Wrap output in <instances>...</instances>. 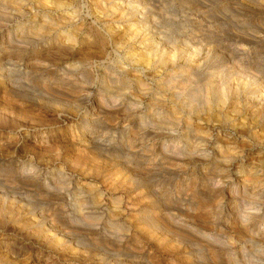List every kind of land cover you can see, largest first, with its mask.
I'll return each instance as SVG.
<instances>
[{
  "label": "rangeland",
  "instance_id": "1",
  "mask_svg": "<svg viewBox=\"0 0 264 264\" xmlns=\"http://www.w3.org/2000/svg\"><path fill=\"white\" fill-rule=\"evenodd\" d=\"M58 1L65 3L62 8L44 9L37 0H0V191L6 192H0V208H6L0 213V264H248L253 256L248 249L254 247L237 220L248 210L249 198L235 197L232 185L249 175L247 126L252 122L262 131L263 108L253 112L246 104L251 93L260 95L256 84L264 78V1L148 0L150 30L161 46L139 69L103 39L95 2ZM75 10L84 26L70 43L66 38L73 27L64 21ZM42 17L64 26L57 30L63 44L52 41L32 51L31 45L25 56L16 47L34 37L30 31L44 22ZM162 44L168 47L165 53ZM188 44L204 54L190 72L185 68L189 51L183 50ZM37 58L48 65L42 68ZM9 84L15 86L11 91ZM86 90L94 91V101L109 98L121 109L99 114L84 127L86 105L79 102ZM225 99L235 100L236 112L228 108L231 102L220 106ZM156 117L165 123L145 130L121 126ZM90 135L99 145L89 142ZM194 146L199 156L188 154ZM152 160L156 172L145 180L139 172L153 167ZM23 162L43 175L38 189L20 191L18 202L6 187L14 182L10 167ZM56 173L67 190L51 198L41 181ZM153 185L157 198L148 190ZM25 207L43 208L66 223L76 220L81 228L71 232L70 242L55 238L36 226ZM149 214L158 221L148 225ZM177 229L183 234L174 233ZM230 255L236 258L231 261Z\"/></svg>",
  "mask_w": 264,
  "mask_h": 264
},
{
  "label": "bare ground",
  "instance_id": "2",
  "mask_svg": "<svg viewBox=\"0 0 264 264\" xmlns=\"http://www.w3.org/2000/svg\"><path fill=\"white\" fill-rule=\"evenodd\" d=\"M14 1V0H13ZM32 1V0H31ZM39 2V4H42L44 9L47 8V9H52V7L54 6L55 8L58 7V8H62L64 6V2H60L58 0H37ZM75 1V0H74ZM93 2H95L94 4V10H93V14L95 15V20L100 23L102 25L101 27V34H102V37L103 39L106 38L108 40H110L112 42V45H113V48H117L121 51H124L123 53L125 54V59H127L129 61V63L131 62V66H133L134 68L136 67L137 69L141 68V67H147V66H144V65H149V58L152 56V50H154V48L158 45V46H161V43L160 42H157V38H155L154 36V32H152L150 29H151V26H150V20L148 19L147 17V14H148V11L150 10V7H148V5L150 4V1H146V0H91ZM248 1V0H247ZM259 1H264V0H259ZM64 3V4H63ZM53 5V6H52ZM132 5L131 8H129V6ZM42 7V8H43ZM67 7V5H66ZM74 7V6H73ZM79 8V7H78ZM66 9V8H65ZM77 9V8H76ZM42 10V9H41ZM65 14V13H64ZM68 14V13H67ZM66 14V15H67ZM70 14V13H69ZM68 14V15H69ZM44 16V15H43ZM46 17L49 16V15H45ZM70 16H72L70 14ZM45 17V18H46ZM66 17V16H64ZM34 18V17H32ZM37 18V17H36ZM43 18V17H42ZM43 18L44 22H41V25L38 27V25H36V27L33 25V27L35 28L34 30H36V32H34V30L32 29V31H30V33L33 32L34 34V37H27V40H25V42H21L20 45L23 46L22 49H20V47H15L17 48L16 50H20L23 54H26L25 56H28L30 50L32 51L31 48H33L34 46H38V45H42L43 47L44 46H47L50 44V43H53L52 41H54L53 44H57L60 46V40L58 39L57 41V35H58V32L57 30H60L61 27H64V26H61L62 24H59L60 22H55L57 20L54 21V18L52 20V18H50L49 20ZM67 18H69L67 16ZM56 19H59V18H56ZM66 19V18H64ZM61 22H63V19L60 17L59 19ZM29 21H31L29 19ZM34 21V20H32ZM31 21V22H32ZM41 21V20H40ZM36 22V21H35ZM69 23L68 26H72L73 28L70 27V29H72L71 33H67V37L66 38V34H63L65 36L66 39H68V41H70V43H75V41H77V36L78 35V30H80L81 26H84V25H80L82 24V19L80 18L79 14H78V10H75V13L74 15L72 16V18L70 17V19H67V21H64V23ZM63 23V24H64ZM85 23V22H84ZM97 23V24H98ZM37 24V22H36ZM27 25V24H26ZM21 27V26H20ZM59 27V29H57ZM96 27V26H95ZM100 27V26H98ZM22 28V27H21ZM30 28V27H29ZM65 28H66V25H65ZM83 28V27H82ZM23 29V28H22ZM68 29V28H67ZM66 29V31H67ZM89 30V28H86ZM91 29V28H90ZM94 29V28H93ZM85 30V29H84ZM20 31V28L19 30ZM25 31V30H23ZM29 31V29H28ZM95 31V30H94ZM92 31V32H94ZM21 34H22V30L20 31ZM19 32V33H20ZM65 32V31H63ZM80 32V31H79ZM84 32V31H83ZM91 32V31H89ZM91 32V33H92ZM15 33V32H14ZM26 33V32H25ZM28 33V32H27ZM26 33V34H27ZM60 34V32H59ZM62 34V32H61ZM84 34H86V31L84 32ZM83 34V35H84ZM95 34V33H93ZM91 34V35H93ZM99 34V37L100 36V32L98 33ZM17 35V34H16ZM82 35V36H83ZM88 35V34H87ZM122 35L121 37H117V36H120ZM14 36V35H13ZM24 36V35H23ZM22 36V38H23ZM28 36V34H27ZM90 36V35H89ZM89 36L87 38V41L89 40ZM98 36V35H97ZM96 36V37H97ZM25 37V36H24ZM63 37V36H61ZM80 37V36H79ZM86 37V35H85ZM93 37V36H92ZM60 38V37H59ZM98 38V37H97ZM53 39V40H52ZM64 40V38H62ZM61 39V40H62ZM86 40V38H84ZM93 39V38H92ZM102 39V40H103ZM10 40V39H9ZM15 40V38H14ZM18 40H19V37H18ZM23 40V39H22ZM80 40V39H79ZM78 40V41H79ZM91 40V39H90ZM98 40V39H97ZM101 40V39H100ZM105 40V39H104ZM7 41V39H6ZM17 41V39H16ZM28 41V42H27ZM66 41V42H68ZM82 41V39H81ZM80 41V42H81ZM86 41V42H87ZM106 41V40H105ZM109 41V42H110ZM10 42V41H9ZM15 41H12L11 43L15 44L14 43ZM19 42V43H20ZM59 44H58V43ZM89 42V41H88ZM92 42V40H91ZM95 42V40L93 41ZM103 42V41H101ZM107 42V41H106ZM18 43V42H16ZM69 43V42H68ZM77 43V42H76ZM82 43V42H81ZM97 43V42H96ZM99 43V42H98ZM97 43V45H99ZM105 42H103L102 44H104ZM13 44L11 45V47L13 46ZM61 44H63V42H61ZM77 44H80L79 42ZM77 44H76V47H77ZM83 44V43H82ZM85 44V43H84ZM90 44V43H89ZM101 44V45H102ZM108 44V43H107ZM106 44V45H107ZM17 45V44H16ZM31 45H33L32 47H30ZM51 45V44H50ZM49 45V47H50ZM65 47H67L66 43L64 44ZM100 45V46H101ZM109 45V44H108ZM185 45V44H184ZM10 46V45H9ZM14 46H13V50H14ZM52 46V45H51ZM71 46V44H70ZM73 46V45H72ZM71 46V47H72ZM86 46V45H85ZM91 46V45H90ZM93 46L94 43H93ZM105 46V44H104ZM30 47V50L29 48ZM58 47V46H57ZM64 47V48H65ZM69 47V45H68ZM81 47V46H80ZM99 47V46H98ZM162 51H165L168 49V47H166L165 45L162 44ZM35 48V47H34ZM74 48V47H72ZM92 48V47H91ZM105 48V47H104ZM111 48V47H110ZM37 49V48H36ZM59 49V48H58ZM86 49H89V48H86ZM85 49V50H86ZM12 49H10L11 51ZM15 50V51H16ZM62 50V48H61ZM74 50V49H73ZM96 50V48H95ZM102 50V49H101ZM183 50L185 51H189L188 52V55H187V59H186V63L187 65H185L187 68L186 70L188 72L192 71L193 69L197 68L200 66V64L202 63V59H204V54L200 51V50H197L193 47V45H189L188 46L186 45ZM91 51V50H89ZM110 51V50H109ZM120 51V52H121ZM169 51V50H168ZM72 52V51H71ZM104 52V51H103ZM101 51V53H103ZM108 52V51H107ZM113 52H115L113 50ZM19 53V51L17 52ZM47 53V52H46ZM106 53V52H105ZM121 53V54H123ZM8 54V53H7ZM114 54V53H113ZM116 54V53H115ZM22 55V54H20ZM50 55V54H49ZM19 56V54L17 55ZM35 56V55H34ZM58 56V55H57ZM122 55H120L121 57ZM22 57V56H21ZM30 57V56H29ZM5 58V57H4ZM26 58V57H25ZM118 58H119V55H118ZM122 58V57H121ZM21 59V58H20ZM124 59V60H125ZM169 59H171V56L169 57ZM2 60V59H1ZM0 60V61H1ZM120 61V58L118 59ZM123 60V59H122ZM9 61V60H8ZM6 62V61H5ZM3 62V63H5ZM31 62V61H29ZM35 62V61H34ZM33 60L31 63H33V67L32 65H30L32 68L36 67L34 65ZM53 62V61H52ZM80 62V61H79ZM118 62V61H117ZM124 62V61H123ZM35 63H38L42 68L43 66H46L47 63H42L41 60H39V58L36 59V62ZM121 63V62H120ZM48 65V64H47ZM51 65V64H50ZM28 66V67H30ZM1 67V66H0ZM7 67V66H6ZM39 67V66H38ZM37 67V68H38ZM40 67V68H41ZM2 68V67H1ZM5 68V67H4ZM49 68V67H48ZM47 69V68H46ZM125 69V68H124ZM1 70V69H0ZM2 70H4L2 68ZM1 70V72H2ZM6 70V69H5ZM49 70V69H47ZM76 70V69H75ZM124 71V70H123ZM0 72V74H1ZM7 74V73H6ZM2 76V75H1ZM0 76V77H1ZM4 76V75H3ZM3 77H1L2 79ZM0 79V80H1ZM8 79V78H7ZM123 79V78H122ZM264 78H261L260 80H257V91L260 93V95H255L254 93H251V100H248L246 106L247 107H250L251 109L255 108H260L262 107L263 110L262 111V114H261V121L259 124H261L262 126V131H257V126L256 124L252 123L249 124L247 127V130H248V139H249V148H250V154L248 156V160H249V165H250V169L248 171L249 173H246V174H249L247 175V178H243L242 180L240 179L239 181L237 180V182L235 184L232 185V191L234 192L235 194V197H236V194H240V196H242V198H249V206H248V210H246V212L244 214H242L240 216V219L238 218L237 221L240 220V223L239 225H237L240 229V231H247L248 234H245V235H248V239H249V242L253 245L254 247V251L253 249L251 250L250 248L248 250L252 251L253 253V256L250 258V261H248L249 263L248 264H264ZM4 85V84H3ZM8 86L10 91L12 90L11 87H15L14 85L12 84H9ZM107 89V88H106ZM96 97L95 93L93 90H86V92L84 93L83 97L80 99V102H79V105L81 104H85V111L83 112V120L82 121H85V126H89L91 125V122L95 121V117H97L99 114H106V113H109L110 111L112 110H119L121 109L120 108V104L117 103L116 101L114 102H110L109 98L107 99H104L103 101L98 99L97 97V100H95V98L93 97ZM222 100V99H221ZM224 100V99H223ZM225 100H228V99H225ZM217 102V101H216ZM227 102V103H226ZM231 102V103H230ZM230 103V104H229ZM226 104H229V105H232V106H229L228 108H231L230 111H233V112H236V103H235V100H228V101H224V104L223 102L220 104V106L224 107V105ZM226 108V107H225ZM253 109L252 111L254 112ZM79 111V110H78ZM260 111V110H259ZM220 112V111H219ZM229 112V111H228ZM226 112V114L228 113ZM251 112V111H250ZM252 112V113H253ZM257 113V111H256ZM218 113L216 112V115ZM81 115V114H80ZM159 115V114H158ZM212 115V114H211ZM257 115V114H256ZM156 116V115H155ZM162 116V115H160ZM210 116V115H209ZM208 116V118H209ZM215 116V115H214ZM213 116V117H214ZM212 117V116H210ZM154 118V117H152ZM159 117H156V119L154 121H139V122H126L125 125H121L123 129L125 130H128L130 127H133V128H136L138 130H145L149 127L153 128L154 126L156 127L157 125L160 126V124H162L161 122H164L165 121L163 120H158ZM229 121L231 122H234L235 121V117H233V115L229 116ZM258 118V117H257ZM256 118V119H257ZM255 118H253L254 120ZM190 121V119H189ZM84 123V122H83ZM234 125V124H233ZM85 135V134H84ZM83 136V134H82ZM84 137V136H83ZM89 142H93L95 144H98V142H95L93 140V137L92 135L89 136ZM167 147V146H166ZM257 147H259V150L258 152H255V149H257ZM196 147L194 146V149H191L189 150L188 154L192 157H196V156H199L198 152L199 150L198 149H195ZM229 148V147H228ZM162 149V148H161ZM164 149V148H163ZM167 148H165L164 150H166ZM189 149V148H188ZM233 149V148H232ZM168 150V149H167ZM230 150V148L228 149ZM227 150V151H228ZM226 151V150H225ZM232 151V150H231ZM163 152V151H162ZM230 152V151H228ZM181 153V152H180ZM167 152H165V155L167 156ZM217 154V153H216ZM220 157H223L224 156H221V153L219 152L218 153ZM224 154V152H223ZM176 155V154H175ZM218 157V155L216 156ZM215 157V158H216ZM219 157V158H220ZM242 158V156H241ZM92 159V158H91ZM218 159V158H217ZM84 161V160H83ZM153 164L152 166L153 167H150V169H148V171H141L139 173H143V176L141 178L147 180L151 174H153L152 171H155V169L157 168L156 166V162L155 161H151ZM97 163V162H96ZM115 163V162H114ZM46 164V163H45ZM48 164V163H47ZM151 165V164H150ZM7 166V164H6ZM45 166V165H44ZM5 167V166H4ZM147 167V166H146ZM7 168V167H5ZM9 169V168H8ZM145 169V168H144ZM2 170V169H1ZM137 170V169H136ZM243 170V169H242ZM241 170V171H242ZM7 171V170H6ZM4 171V172H6ZM59 171V170H58ZM139 171V170H138ZM1 172V171H0ZM3 174H6L4 173ZM9 172H11V175L13 177H10L13 178L14 180V184L12 183L10 186L8 185L6 187V190L8 192L11 193V196L12 198L14 199H17V201L19 202L20 199L23 194L22 192H20L22 189L24 190H29V188H31V186L35 187L38 189L37 185H40L39 182L40 180H42V175L40 173V170L37 166H35L33 163H22L20 166L17 165V167H10L9 169ZM156 172V171H155ZM2 173V172H1ZM8 173V172H7ZM49 173V172H48ZM60 173V171L58 172ZM56 173L57 175H54L52 174L51 178L49 177L48 179H45L43 182L41 181V184H43V190H45V194L47 193V195H49V197H55L57 198L56 196L61 192V191H66L67 188L64 187V184L62 185V182L61 181V178L59 177V174ZM61 174V173H60ZM238 174V173H237ZM239 174L240 171H239ZM244 174V173H242ZM140 175V174H138ZM230 176V175H229ZM15 178V179H14ZM231 180V178H229ZM12 180V179H11ZM12 180V181H13ZM123 180V179H122ZM144 180V181H145ZM220 180V179H219ZM228 180V179H226ZM219 181H216L213 185V187H219L220 184L218 183ZM223 182V180H222ZM17 183L21 186H18ZM148 183V181H147ZM221 183V182H220ZM66 184V183H65ZM223 184V183H222ZM27 185V186H26ZM63 186V187H62ZM68 186V185H66ZM212 187V188H213ZM222 187V186H221ZM40 188V187H39ZM36 189V190H37ZM58 189V190H57ZM2 190V189H0ZM61 190V191H59ZM149 192L151 193V196L152 198L155 197L157 198L158 196H160V194L158 195L157 193L159 192L158 191V187H154L153 186H150L149 187ZM166 190V189H165ZM161 191V190H160ZM1 193L5 194L6 192L3 190V191H0ZM5 192V193H4ZM232 193V192H230ZM233 194V195H234ZM31 195V194H30ZM231 195V194H230ZM4 197V195H2ZM1 196V197H2ZM232 196V195H231ZM248 196V197H247ZM240 198V197H239ZM13 199V200H14ZM234 199V198H233ZM204 200V199H203ZM70 201V200H69ZM14 202V201H13ZM141 202V201H140ZM205 202V200L203 201ZM21 203V202H20ZM100 203V201H99ZM207 203V202H206ZM205 203V204H206ZM4 204V203H3ZM202 204V203H201ZM204 204V205H205ZM208 204V203H207ZM219 204V203H218ZM26 205V204H25ZM100 205V204H98ZM215 205V204H213ZM117 206V205H116ZM207 206V205H206ZM140 207V206H139ZM5 208V207H4ZM4 208H0V213L3 215V211H4ZM26 208V207H25ZM207 208V207H206ZM216 208H217V204H216ZM232 208V207H231ZM230 208V209H231ZM27 209V208H26ZM116 209V208H115ZM120 209V208H119ZM117 209V212H119ZM194 209V208H193ZM213 209V208H212ZM218 209V208H217ZM234 209V208H233ZM232 209V211H233ZM6 210V208H5ZM192 210V209H190ZM195 210V209H194ZM193 210V211H194ZM209 210V209H208ZM229 210V209H228ZM9 211V210H7ZM27 211L30 213L31 216L34 217V219L32 220L36 226L39 228L40 227V230L43 231L44 230V233H47L48 235L50 236H53L55 238H57L56 236H58L59 238L58 239H61V237L66 240L67 242H70V240H72L73 238V233L71 234V232L75 231V230H79L80 225H78V223L76 222V220H69V222H64V221H61L57 218L56 215H51V214H48V213H45V209L43 208H40L39 210L38 209H27ZM197 211V210H196ZM195 211V212H196ZM122 212V210H121ZM195 212H192L193 214ZM208 212V211H207ZM206 212V213H207ZM219 212V211H218ZM148 213V212H147ZM191 213V214H192ZM197 213V212H196ZM117 214V213H115ZM119 214V213H118ZM133 214V213H132ZM137 214V213H135ZM139 215V213H138ZM141 215V214H140ZM143 215V214H142ZM168 215L170 216V220L173 219L172 216H174L173 214H170L168 213ZM196 215V214H195ZM211 215V214H210ZM114 216V215H112ZM151 214L148 215V217L145 219L147 220L148 219V222L147 224L151 222V220H155V221H158V216H154ZM217 216V215H216ZM111 217V216H110ZM136 217V216H135ZM140 217V216H138ZM172 217V218H171ZM190 217V215H189ZM198 218V216H195V218ZM208 217V216H207ZM238 217V216H237ZM87 217L83 218L86 220ZM144 218V217H143ZM196 218V219H197ZM209 218V217H208ZM213 218V217H212ZM92 219V218H91ZM211 219V218H210ZM214 219V218H213ZM227 219V218H226ZM94 220V218L92 219ZM90 221V219H89ZM96 221V219L94 220V222ZM140 221V220H138ZM197 221V220H196ZM236 221V222H237ZM198 222V221H197ZM210 222V221H209ZM212 222H214L212 220ZM232 222H234L232 220ZM145 223V222H144ZM93 226L96 225V223H93L91 221V223ZM146 224V223H145ZM144 224V225H145ZM148 224V225H149ZM238 224V223H237ZM140 225V224H139ZM151 225V224H150ZM228 225V224H227ZM141 227V226H140ZM139 227V228H140ZM172 227V226H171ZM169 227V228H171ZM182 227V226H181ZM144 228V227H143ZM141 228V229H143ZM146 228L149 229V227L147 226ZM168 228V227H166ZM173 228V227H172ZM175 228H178V227H175ZM173 228V229H175ZM187 228H189L190 230L194 229L193 227L191 228L190 226L187 225ZM186 228V230H188ZM238 228V229H239ZM237 229V228H236ZM170 230V233L172 234L171 232V229H168ZM180 229H177V230H174V233L176 232V234L178 235H181L180 232H182L183 234V231L181 229V231H179ZM185 230V234H186V231ZM191 230V231H192ZM167 231V230H166ZM173 231V230H172ZM239 231V232H240ZM153 232V231H152ZM195 232V230H194ZM244 232V233H245ZM193 233V232H192ZM190 234V233H189ZM178 235H175L178 237ZM188 235V234H187ZM207 236V235H206ZM48 237V236H47ZM75 237V236H74ZM239 237V236H238ZM57 239V240H58ZM247 240V239H246ZM65 241V242H66ZM248 241V240H247ZM235 242V241H234ZM236 243V242H235ZM231 246V245H230ZM229 246V247H230ZM245 246V245H244ZM245 248V247H244ZM232 249V248H231ZM243 249V248H242ZM246 249V248H245ZM242 250V251H245ZM233 250V249H232ZM231 250V251H232ZM210 252V251H209ZM208 252V253H209ZM215 253V251H213ZM212 253V252H211ZM232 253V252H231ZM230 253V254H231ZM219 254V253H218ZM213 256V255H212ZM227 256V255H226ZM232 256V255H230ZM250 256V255H249ZM234 256H232V259H230L231 261H233ZM212 258V257H211ZM220 258V257H219ZM230 258V257H229ZM236 258V256L234 257ZM214 259V257H213ZM227 259V258H226ZM197 260V259H196ZM217 259H215L216 261ZM219 260V259H218ZM214 261V262H215ZM228 261V260H227ZM245 261V260H243ZM213 262V263H214ZM217 262V261H216ZM225 262V261H224ZM229 262V261H228ZM227 262V263H228ZM234 264H235V260L233 261ZM238 262L240 263V261H237L236 264H238ZM247 262V261H246ZM245 262V264H246ZM219 263V262H218ZM223 263V262H222ZM244 262L240 263V264H243ZM215 264V263H214ZM221 264V263H219ZM229 264V263H228ZM233 264V263H231Z\"/></svg>",
  "mask_w": 264,
  "mask_h": 264
}]
</instances>
